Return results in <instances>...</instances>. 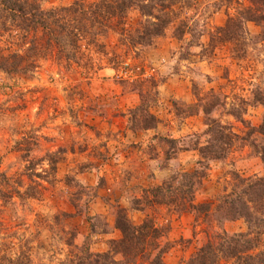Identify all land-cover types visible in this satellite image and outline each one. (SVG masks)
I'll list each match as a JSON object with an SVG mask.
<instances>
[{
  "label": "rangeland",
  "instance_id": "rangeland-1",
  "mask_svg": "<svg viewBox=\"0 0 264 264\" xmlns=\"http://www.w3.org/2000/svg\"><path fill=\"white\" fill-rule=\"evenodd\" d=\"M75 1L38 0L44 9ZM257 1L228 7L197 0L183 16H196L203 33L180 41L171 30L131 49L110 32L82 57L60 55L42 31L19 40L24 33L17 29L0 38V53H17L23 66H35L0 71V264H66L83 246L105 253L122 237L119 208L133 224L151 217L168 227L160 239L170 247L164 262L186 264L205 240L196 216L172 203L149 207L144 190L194 171L200 161L208 169L194 204L231 190L233 172L264 177L258 152L264 144V22L247 21L235 42H211L228 14L256 16ZM128 18L133 28L144 19L137 10ZM141 95L155 121L136 111ZM214 125L226 127L230 138L216 141ZM211 143L224 148L222 158H203L201 149ZM30 186L39 197L26 195ZM221 227L248 232L244 220Z\"/></svg>",
  "mask_w": 264,
  "mask_h": 264
},
{
  "label": "trees",
  "instance_id": "trees-1",
  "mask_svg": "<svg viewBox=\"0 0 264 264\" xmlns=\"http://www.w3.org/2000/svg\"><path fill=\"white\" fill-rule=\"evenodd\" d=\"M222 2L230 7L237 0ZM255 3L260 6L256 16L248 18L246 10L237 11V16L228 14L225 25L216 29L218 36L212 37L211 42H235L239 33L245 31L247 21L264 22V0ZM194 5H198L197 0H76L71 5L44 9L38 0H0V38L4 39L7 33L17 29L24 33L21 38L16 36L19 40H24L29 32L42 31L48 45L57 49L60 55L66 53L69 56L67 52H71L74 58L79 54L82 57L84 48L94 46L99 37L110 32L118 34L120 41L127 43L131 49L151 45L156 38L171 30L174 37L181 41L186 34L193 36L198 30L204 32L200 30V20L196 16L189 17L190 20L183 16ZM132 10H137L144 18L136 28L128 21ZM36 42L34 39V48ZM33 67L23 66V57L17 53H0V71L3 73H20ZM141 96V104L136 111L145 113L147 121L148 118L155 121L148 111L147 99ZM218 128L221 132L216 125L210 129L211 133L218 135L215 140H228L230 135L225 136L226 127ZM261 133L264 136V128ZM226 145L230 144L226 142ZM201 151L212 159H219L224 148L219 146L216 149V145L211 143ZM258 152L264 164V144ZM204 155L206 159L208 156ZM47 158L50 163H57L53 156L48 155ZM29 167L34 169V163ZM206 169L208 165L200 161L194 171L183 172L162 185L144 190L145 204L154 208L155 203L167 206L172 203L178 212H191L196 216L205 240L186 264H264V177H243L233 172L228 182L231 190H225L204 203L194 204ZM30 173L27 177L32 180L34 173ZM35 175L41 177L40 174ZM32 190L34 187L30 186L26 195L33 199L39 197ZM238 220L245 221L248 232L230 234L221 227L225 222ZM116 228L122 237L110 242L109 251L92 253L83 246L66 264H166L163 258L170 247L162 246L160 239L167 235L168 227L159 226L151 217L140 225L133 224L126 209L119 208Z\"/></svg>",
  "mask_w": 264,
  "mask_h": 264
}]
</instances>
